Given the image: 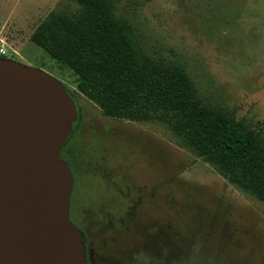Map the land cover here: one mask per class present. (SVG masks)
<instances>
[{
  "label": "rangeland",
  "instance_id": "obj_1",
  "mask_svg": "<svg viewBox=\"0 0 264 264\" xmlns=\"http://www.w3.org/2000/svg\"><path fill=\"white\" fill-rule=\"evenodd\" d=\"M112 4L117 17L130 23L143 53L183 66L205 104L264 140V0ZM60 7L80 9L76 0H0V48L6 57L55 76L74 95L80 118L61 155L67 160L71 151L77 154V197L105 196V205L118 209L125 196L146 221L138 229H147L146 236L131 234L129 243L136 248L141 237L149 249H166L146 255L123 249L126 264H264V202L229 183L162 121L106 115L78 90L70 67L31 40L37 25ZM78 165L88 172L82 175ZM116 179L124 183L123 196L113 185ZM118 235L119 228L109 231L104 243L115 248ZM93 240L92 253L101 252L100 239Z\"/></svg>",
  "mask_w": 264,
  "mask_h": 264
},
{
  "label": "trees",
  "instance_id": "obj_2",
  "mask_svg": "<svg viewBox=\"0 0 264 264\" xmlns=\"http://www.w3.org/2000/svg\"><path fill=\"white\" fill-rule=\"evenodd\" d=\"M76 1L75 11L52 10L31 40L70 67L78 90L106 115L162 121L229 183L264 202V140L258 132L205 104L183 66L143 53L112 0Z\"/></svg>",
  "mask_w": 264,
  "mask_h": 264
},
{
  "label": "water",
  "instance_id": "obj_3",
  "mask_svg": "<svg viewBox=\"0 0 264 264\" xmlns=\"http://www.w3.org/2000/svg\"><path fill=\"white\" fill-rule=\"evenodd\" d=\"M78 118L59 79L0 55V264H87L61 155Z\"/></svg>",
  "mask_w": 264,
  "mask_h": 264
},
{
  "label": "flooded vegetation",
  "instance_id": "obj_4",
  "mask_svg": "<svg viewBox=\"0 0 264 264\" xmlns=\"http://www.w3.org/2000/svg\"><path fill=\"white\" fill-rule=\"evenodd\" d=\"M79 108V107H78ZM79 118H80V109H79ZM78 118V119H79ZM64 147V146H63ZM77 158V154L71 151V156L68 157L66 160L72 170L73 178H74V185L71 193V206H70V218L74 221V223L80 228L82 234H83V240L86 248V259L87 264H98V256L99 258H103L104 260L108 259L111 262H114V264H126L125 257L123 253V249H132V252L139 251L141 254L146 255L147 251L152 253H157V251L163 252L166 249H149L146 244L141 245L143 242H141L142 238L138 237L137 241L139 244H135L136 248H134V244L129 243V238L131 237V234H139L141 236H146L147 229H138L141 225L146 226V221H143L141 214H137L136 208L133 210L130 201L123 196L124 192L122 194V185L124 183H121L117 179L113 181V185L116 187L117 190H119V193L123 196V200L118 201V209L116 207V204L114 207L106 206L104 202H107L108 199L104 197H95L96 195L90 196L87 200H89V204L87 203V200H84L82 197H77L78 193H76V178L75 173L76 169L73 166L74 161ZM78 161L80 159H77ZM82 163V161H81ZM77 171L80 170L82 175H85V172H88L87 167H83V165L76 166ZM83 170L85 172H83ZM128 185V184H127ZM108 190V187H107ZM75 191V192H73ZM129 193V192H128ZM130 194V193H129ZM97 198V199H96ZM141 198V197H140ZM107 201H106V200ZM105 200V201H104ZM134 203H137L136 200L133 201ZM121 203V204H120ZM133 210V211H132ZM76 221L78 223H76ZM119 228L120 235H118L119 240L118 243L115 245V248L111 249L114 246L106 245L104 243L103 238L109 233V231H112L113 229L117 230ZM128 238V244L124 246L123 240L124 237ZM100 239L101 244L96 246V249H102L101 252H95L92 253L91 249H94L93 246H91V243H94L95 240L93 238ZM141 245V246H140ZM125 247V248H124ZM168 246L167 249H170ZM115 249V250H114ZM111 254V256H109ZM141 255H138V258ZM145 258V257H144ZM146 259V258H145ZM142 259H140L141 261ZM135 261H138L135 259Z\"/></svg>",
  "mask_w": 264,
  "mask_h": 264
},
{
  "label": "built area",
  "instance_id": "obj_5",
  "mask_svg": "<svg viewBox=\"0 0 264 264\" xmlns=\"http://www.w3.org/2000/svg\"><path fill=\"white\" fill-rule=\"evenodd\" d=\"M0 54L6 55V50L3 47L0 48Z\"/></svg>",
  "mask_w": 264,
  "mask_h": 264
}]
</instances>
